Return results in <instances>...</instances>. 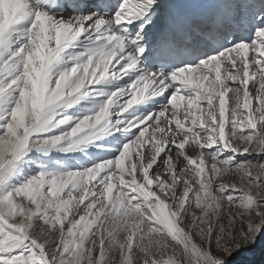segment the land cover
<instances>
[{
    "label": "snow or ice",
    "instance_id": "6c2138e0",
    "mask_svg": "<svg viewBox=\"0 0 264 264\" xmlns=\"http://www.w3.org/2000/svg\"><path fill=\"white\" fill-rule=\"evenodd\" d=\"M262 228L264 0H0V264H226Z\"/></svg>",
    "mask_w": 264,
    "mask_h": 264
},
{
    "label": "rangeland",
    "instance_id": "374dc122",
    "mask_svg": "<svg viewBox=\"0 0 264 264\" xmlns=\"http://www.w3.org/2000/svg\"><path fill=\"white\" fill-rule=\"evenodd\" d=\"M215 253V249L213 248ZM223 255L222 253H215ZM226 264H264V228L256 237L255 244L242 247L231 256L225 257Z\"/></svg>",
    "mask_w": 264,
    "mask_h": 264
}]
</instances>
